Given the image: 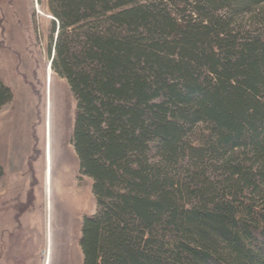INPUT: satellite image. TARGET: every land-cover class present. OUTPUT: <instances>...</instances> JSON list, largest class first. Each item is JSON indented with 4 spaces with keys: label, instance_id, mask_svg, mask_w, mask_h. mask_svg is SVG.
Wrapping results in <instances>:
<instances>
[{
    "label": "trees",
    "instance_id": "obj_1",
    "mask_svg": "<svg viewBox=\"0 0 264 264\" xmlns=\"http://www.w3.org/2000/svg\"><path fill=\"white\" fill-rule=\"evenodd\" d=\"M263 5L47 1L96 204L82 264H264Z\"/></svg>",
    "mask_w": 264,
    "mask_h": 264
},
{
    "label": "rangeland",
    "instance_id": "obj_2",
    "mask_svg": "<svg viewBox=\"0 0 264 264\" xmlns=\"http://www.w3.org/2000/svg\"><path fill=\"white\" fill-rule=\"evenodd\" d=\"M47 1L0 0V81L12 94L0 109V205H15L16 243H24L21 254L28 250L30 264H44L45 253L46 264H82L81 224L96 204L70 142L74 99L66 82L49 70L53 18ZM243 21L253 25L249 15ZM45 122L46 162L43 130L39 136ZM8 236L0 253L3 264H11ZM22 262L26 259L15 264Z\"/></svg>",
    "mask_w": 264,
    "mask_h": 264
},
{
    "label": "crops",
    "instance_id": "obj_3",
    "mask_svg": "<svg viewBox=\"0 0 264 264\" xmlns=\"http://www.w3.org/2000/svg\"><path fill=\"white\" fill-rule=\"evenodd\" d=\"M19 227L20 226H18V220H16L15 205H0V253H3L4 250L3 244L5 234H7V236L10 234L8 236L10 237V239L7 240V248H9L7 256L10 260V263L15 264L26 259V263L22 262V264H30V258L26 257L28 256V250L26 249V254H24V252L21 254V251L25 249L24 243H16L17 238L20 237ZM9 230H11V233ZM3 263L4 258H0V264Z\"/></svg>",
    "mask_w": 264,
    "mask_h": 264
},
{
    "label": "bare ground",
    "instance_id": "obj_4",
    "mask_svg": "<svg viewBox=\"0 0 264 264\" xmlns=\"http://www.w3.org/2000/svg\"><path fill=\"white\" fill-rule=\"evenodd\" d=\"M49 70H48V73H47V76H48L47 77V81H49V79H50ZM40 130H43L42 134H43L44 152H45L44 155H45V162H46V159L48 157V153L46 152V150H47L46 147L48 145V142H47V131H46V122L44 123L43 129H41V128L39 129V132H40V135L39 136L41 137L42 135H41V131ZM40 137H38V138H40ZM46 183H45V186L44 187H45V194L47 195L48 190H47V184ZM44 264H46V253H45V261H44Z\"/></svg>",
    "mask_w": 264,
    "mask_h": 264
},
{
    "label": "water",
    "instance_id": "obj_5",
    "mask_svg": "<svg viewBox=\"0 0 264 264\" xmlns=\"http://www.w3.org/2000/svg\"><path fill=\"white\" fill-rule=\"evenodd\" d=\"M50 62H51V60H50ZM49 66H50V63H49Z\"/></svg>",
    "mask_w": 264,
    "mask_h": 264
}]
</instances>
